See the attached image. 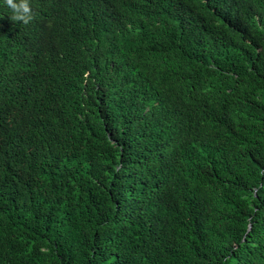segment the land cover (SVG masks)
Masks as SVG:
<instances>
[{
    "label": "trees",
    "instance_id": "trees-1",
    "mask_svg": "<svg viewBox=\"0 0 264 264\" xmlns=\"http://www.w3.org/2000/svg\"><path fill=\"white\" fill-rule=\"evenodd\" d=\"M0 0V264H264V0Z\"/></svg>",
    "mask_w": 264,
    "mask_h": 264
},
{
    "label": "clouds",
    "instance_id": "clouds-1",
    "mask_svg": "<svg viewBox=\"0 0 264 264\" xmlns=\"http://www.w3.org/2000/svg\"><path fill=\"white\" fill-rule=\"evenodd\" d=\"M3 3L11 10L10 19L13 22L27 26L33 21L31 0H3Z\"/></svg>",
    "mask_w": 264,
    "mask_h": 264
}]
</instances>
